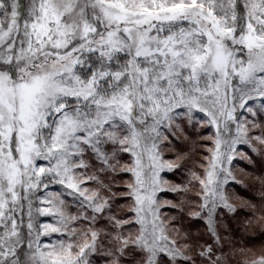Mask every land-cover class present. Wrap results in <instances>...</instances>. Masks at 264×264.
Segmentation results:
<instances>
[{
    "label": "snow or ice",
    "instance_id": "6c2138e0",
    "mask_svg": "<svg viewBox=\"0 0 264 264\" xmlns=\"http://www.w3.org/2000/svg\"><path fill=\"white\" fill-rule=\"evenodd\" d=\"M198 112L215 128L199 203L161 201L187 189L161 175L181 167L166 132ZM242 144L264 156V0H0V264H264L218 226L238 212ZM123 197L131 216L113 211ZM165 207L204 219L210 242L178 239ZM245 207L264 224V203Z\"/></svg>",
    "mask_w": 264,
    "mask_h": 264
},
{
    "label": "rangeland",
    "instance_id": "374dc122",
    "mask_svg": "<svg viewBox=\"0 0 264 264\" xmlns=\"http://www.w3.org/2000/svg\"><path fill=\"white\" fill-rule=\"evenodd\" d=\"M246 115L248 116L249 119L252 118L250 114H246ZM202 120H206L205 114L198 112L195 114V118H194L192 124H188L186 120L181 119L182 131H178L174 135L171 132V130H168L166 132V135H168V141H166L167 146L163 150L164 159L175 160L177 156H180L181 159L178 162L181 165V163L184 164L183 160L189 157L188 154L181 152L179 150H176V144L173 141V138L178 139V137H179V140H180V142H182V145L184 148H186L187 145H189L190 143L204 142V140L208 141L209 146H207V148L202 147L203 149L208 150L209 147L212 146V142L208 138L214 136L215 128L213 126L207 124V123L202 124L201 123ZM257 121H258V123L261 122L259 117H257ZM193 129L194 130H197V129L203 130V131H206V133L204 134L203 137L196 135L195 137L192 138V137H190V135L188 133L192 132ZM255 131L256 130H254V132ZM198 148H200V146ZM238 151L241 154H246L248 157H251V160L244 158L243 155H237L233 160L232 168H233V174L235 175L236 180L231 181L229 183V185L227 186V191H228L229 196L231 197V202L236 204L237 209L244 207L246 202L248 201V199L245 197H242L241 194L235 188H233V185H240V186L248 189L247 186H250L251 188L254 187V183L256 182V179H257V177L255 175L256 173L251 172L250 169L245 168V164H243V163L245 162L246 165L250 164L253 167L255 165V161L257 159L264 158V156H261L257 153H254L251 150V148L246 144L239 145ZM170 153L176 154V156H174L175 158L170 156L169 155ZM209 155H210V153H209V151H207V155H205V157H204L205 161H206V157H208ZM123 159L125 162H130V158L127 154L124 155ZM206 163H207V161H206ZM203 164H200L201 168L199 171H196V173H198L200 175L204 174V168L202 167ZM255 167L256 166H254V168ZM175 171H177V170H172V171L165 170L164 172L161 173V175L166 178V180L169 182V184H179V182L172 175V173H174ZM132 179H133V177L130 173H121L120 174V176L118 177L117 186H118L119 191L121 193L127 192L126 184L128 182H130ZM50 189L55 190V191H62V187L60 185H52V186H50ZM190 190H191V192L189 194L191 196L196 194V198H197L196 200H192V199H190V200L193 201L194 204H198L199 199L197 197V193L200 190L199 184L197 183L196 187L195 188L191 187ZM171 193H174V192L163 191L161 193H158V196L161 199V201H163V200L175 201L169 196V194H171ZM191 193H194V194H191ZM120 199H122V200H119V203H116L114 206V210H113L114 213L116 215H119V216H125V215L131 216V215H133L132 213L128 212V208L131 205L132 200L128 197H123ZM262 203H264V202H262L261 200H258L257 204H262ZM162 211L168 216L176 215L171 211L170 207H165ZM225 211L228 212V210L226 208H221L218 210V226H219V230H220L221 234L225 237V239L227 241V240H230L233 238L234 230H233V228H231V226L229 224H225L226 226H223L221 221L219 223V215L222 213H225ZM228 213H230V212H228ZM39 220L42 223H54L55 222L54 218L51 216H41V217H39ZM200 221L207 228L205 220L200 218ZM172 222L175 224L177 223L176 225H177L178 230L180 232V236L178 237V239H180V240L184 239L183 231L187 232L188 234L196 235L191 230V227L188 225V222H187V220H185V218L179 219L177 221H172ZM259 225L260 224L254 220V223L247 229L248 235L249 234L251 235L252 233H254ZM137 227H138V225H132L130 230L136 231ZM195 229L205 231L204 227H198ZM60 238H62L61 234L53 233L51 237L43 236L41 239H42V242H44V243H50V242H52L56 239H60ZM190 243H192V242H190ZM232 244L235 245V243H232ZM262 246H264V239L261 242L252 243L251 245L245 246L243 248H250V249H254V250L258 251ZM235 247L240 248L236 245H235ZM239 259L240 258L237 257L236 260L234 261V264H238L237 262L239 261ZM93 260H94V264H105V258L101 254L95 255L93 257Z\"/></svg>",
    "mask_w": 264,
    "mask_h": 264
},
{
    "label": "trees",
    "instance_id": "16d2710c",
    "mask_svg": "<svg viewBox=\"0 0 264 264\" xmlns=\"http://www.w3.org/2000/svg\"><path fill=\"white\" fill-rule=\"evenodd\" d=\"M205 133L206 131L193 129L192 132L188 134L190 135V137L193 138L196 135L203 137ZM173 141L176 144V150L184 152L189 156L188 158L183 160L184 164L181 163V168H179L177 171L172 173L173 177L179 182V184L186 185L187 189L186 192L180 196H177L176 193H171L169 194V196L175 201L188 200V199L196 200L197 199L196 194L193 196L189 194L191 192L190 188L191 187L195 188L197 185L195 180L192 179V173L200 170L201 168L200 164L203 163L206 164L204 157L205 155H207L208 150H205L202 147L207 148V146H209V143L207 140H204V142H199V143L193 142L187 145L186 148H184L182 142H180L179 140V137L178 139L173 138ZM199 146L200 148H198ZM169 155L172 157L176 156V154L174 153H170ZM243 164H245V168L250 169L251 172L256 173L255 175L257 179L256 182L254 183V187L251 188L250 186H247L248 187L247 189L240 185H233V188H235L241 194L242 197L247 198L248 199L247 202L251 201L257 204L258 200H261V195L264 194V188H262L261 184L258 182L259 178L264 177V158L257 159L255 161V165L253 164L254 166H256L255 168L254 166L252 167V165L250 164L246 165L245 162ZM119 200L116 203H119ZM171 211L176 215L182 216V219L185 218V220H187L188 222V225L191 227V230L194 232V234H196V235L188 234L187 232L183 231V236L185 233L188 234L189 242L202 243L205 240H208L210 242V234L206 230L207 229L206 226H204V224H202V222L200 221V218L190 217L187 214V212L181 214L175 212L174 209H171ZM249 219H252V212L250 209L246 208L245 206L239 208L238 212L235 214L228 213L227 211H225V213L219 215V223L221 221L223 226H226L225 224H229L231 228H233L234 230V236L232 239L227 240L228 243L230 244L235 243L236 246L241 248V247L249 246L252 243L261 242L264 239V224H260L254 233L248 235L247 229L250 227L248 226ZM253 223H254V219L252 220V224ZM198 227H204L205 231L195 229Z\"/></svg>",
    "mask_w": 264,
    "mask_h": 264
}]
</instances>
